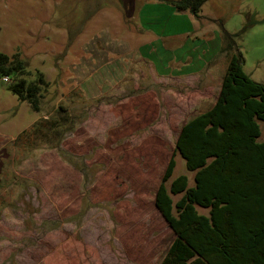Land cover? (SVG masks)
<instances>
[{"label":"rangeland","instance_id":"1","mask_svg":"<svg viewBox=\"0 0 264 264\" xmlns=\"http://www.w3.org/2000/svg\"><path fill=\"white\" fill-rule=\"evenodd\" d=\"M130 7L0 0V51L49 82L35 111L0 77V264H160L175 234L155 196L183 122L219 93L228 59H204L219 20L231 33L259 21L238 42L244 71L264 83V0H207L192 34L153 42ZM175 160L167 187L181 174L193 186Z\"/></svg>","mask_w":264,"mask_h":264},{"label":"trees","instance_id":"2","mask_svg":"<svg viewBox=\"0 0 264 264\" xmlns=\"http://www.w3.org/2000/svg\"><path fill=\"white\" fill-rule=\"evenodd\" d=\"M157 1L201 19L207 0ZM258 22L251 16L240 32L231 33L219 20L220 32L210 41L219 48L216 57L225 54L228 65L215 104L181 127L157 189L155 205L175 234L160 264H264V141L259 124L264 121V83L244 71L238 42ZM5 76L21 101L42 110L49 86L43 72L30 70L19 53L10 57L0 51V77ZM177 153L194 173L193 186L186 174L166 185ZM171 194H182L175 205ZM198 206L209 213H199Z\"/></svg>","mask_w":264,"mask_h":264},{"label":"crops","instance_id":"3","mask_svg":"<svg viewBox=\"0 0 264 264\" xmlns=\"http://www.w3.org/2000/svg\"><path fill=\"white\" fill-rule=\"evenodd\" d=\"M124 2H126V6L131 5L130 9L132 13L139 14L138 17H139L140 23L142 22L145 26V27L143 26L142 28L146 30L147 32H150L152 35L156 36L155 38L151 40V42L160 41L161 38L170 37V36H181V35L189 36L190 34H192V32L195 31V24L193 23V20L195 17L188 12L178 14L174 11V9L171 6L160 3L157 0H145V1L142 0L141 2H139V0H124ZM137 2H139L138 6H137ZM158 38L160 39L158 40ZM188 41H193V38L188 37ZM218 50L219 48L217 47L216 49H214L212 54L210 53V55H207L206 57L203 55L205 62H206L205 64L210 62V60L218 54ZM147 51L149 53L153 52V51L151 52V48L149 47H147ZM205 53L207 54L208 52L206 51ZM172 58L174 57H170L169 59H172ZM205 64L202 63L201 66L197 65L195 66V68H191L189 70L187 69L188 74H191L193 72L198 73V72L203 71ZM174 72H176L177 74H175ZM168 73H173L175 74L174 76H178L179 74H182L183 72L178 71V70L171 71L169 69ZM216 100H217V97L214 103L212 104V106L215 104ZM211 107H209L208 109H210ZM208 109H206L205 111H207ZM197 114H194V116ZM187 120L188 119H186L183 122L182 126L187 122Z\"/></svg>","mask_w":264,"mask_h":264},{"label":"built area","instance_id":"4","mask_svg":"<svg viewBox=\"0 0 264 264\" xmlns=\"http://www.w3.org/2000/svg\"><path fill=\"white\" fill-rule=\"evenodd\" d=\"M3 80H4L5 82H11V79H10L9 77H7V76L3 77Z\"/></svg>","mask_w":264,"mask_h":264}]
</instances>
